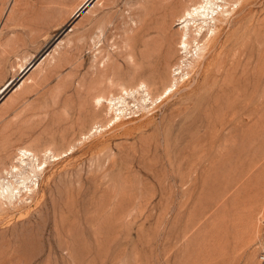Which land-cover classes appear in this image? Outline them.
<instances>
[{"label":"rangeland","instance_id":"rangeland-1","mask_svg":"<svg viewBox=\"0 0 264 264\" xmlns=\"http://www.w3.org/2000/svg\"><path fill=\"white\" fill-rule=\"evenodd\" d=\"M51 1L0 0V158L45 160L0 206V264H264V0H231L191 54L178 13L201 0H61L63 21Z\"/></svg>","mask_w":264,"mask_h":264},{"label":"bare ground","instance_id":"bare-ground-1","mask_svg":"<svg viewBox=\"0 0 264 264\" xmlns=\"http://www.w3.org/2000/svg\"><path fill=\"white\" fill-rule=\"evenodd\" d=\"M58 1V0H57ZM55 0L51 1L52 3H55L57 4V6L54 8L56 10H54L53 8H50L51 6L55 5H51V6H48L46 5V8H50L53 9V11H56V12H52L51 10V18H50V21L53 19H56V18H60L61 20L60 21H63L65 19V14L67 13H70L71 10H72V14H73V7H69L70 9H66L62 4L63 2H57ZM77 1V0H76ZM82 1V0H81ZM81 1H79V4L81 3ZM83 1H86V0H83ZM82 1V3H83ZM89 0H87L84 5L78 10H83L84 9V6L87 4ZM169 2V1H168ZM196 3V2H195ZM194 3V4H195ZM198 3V2H197ZM200 4L197 5L195 4L196 6L194 7H188V8H182V12L178 15H179V20L182 24L181 26V30H180V38H179V44L182 45V47L185 49V52H188V54H191L189 53V51H191L189 48L191 47V39H194V40H197V46L199 49H204L205 48V44L203 43L202 45L199 44V41L198 40V36H200L201 39H203V37L206 35V33L208 31H211V34L210 37L211 38H214L216 36V29H218L220 27V24H218L216 21L218 22H222L225 17H224V12L225 11H228L229 10V7H227L226 5L229 6V4L231 3V0H224V2H222V0H201L199 2ZM47 4V3H46ZM49 4V3H48ZM168 4V3H167ZM173 4V3H172ZM253 5V4H252ZM171 6V5H169ZM226 6V8L224 7ZM79 7V6H78ZM162 7V6H161ZM83 8V9H82ZM165 8V7H164ZM78 9V8H77ZM76 9V11H77ZM231 9V8H230ZM47 11V10H46ZM49 11V9H48ZM79 13V12H78ZM226 14V13H225ZM48 15V14H46ZM76 15V13H75ZM174 16V15H173ZM70 18V17H69ZM232 19V18H231ZM230 19V20H231ZM48 20V18H47ZM66 20V19H65ZM69 20V19H68ZM71 20V19H70ZM174 20V18H173ZM59 21V22H60ZM211 21H214L213 24H211ZM241 21V20H240ZM49 23H52V22H49ZM44 24V23H43ZM65 24V23H64ZM47 25V23H46ZM31 26V25H30ZM60 26V25H59ZM195 27V28H193ZM41 28V27H40ZM195 30V34H193L192 36V31ZM57 31L58 30V26H55L53 28V31ZM163 31V30H162ZM161 31V32H162ZM209 33V32H208ZM208 35V34H207ZM47 37V36H46ZM163 37V36H162ZM41 38V37H40ZM155 40V39H154ZM162 40V38H161ZM160 40V41H161ZM218 40V39H217ZM217 42V41H216ZM156 44V43H155ZM158 44V43H157ZM156 44V45H157ZM169 44L170 43V40L168 41V38L167 36L165 35V37L163 38V40L156 46L153 47V49L151 50L150 53H148L146 56H145V63H146V67L145 68H142V71L140 72L141 74L149 71L150 75H151V78H152V81L151 83L149 84V86L151 84H155L157 83V80L159 78H161V75H160V69L161 67H165L166 69H168L169 71H171V66L173 65L172 64V61H171V56L168 54L169 52H167L168 48L171 47ZM180 45V47H181ZM196 47V46H195ZM215 47V46H214ZM152 48V47H151ZM182 48V49H183ZM211 49V48H210ZM150 51V50H149ZM170 51V50H169ZM184 51V50H183ZM148 52V51H147ZM193 52V51H192ZM209 53V52H207ZM171 54V53H170ZM187 54V53H185ZM235 54H236V51H235ZM238 56V55H237ZM188 57V56H187ZM220 59V58H219ZM236 62V61H235ZM234 62V64H235ZM239 62V61H238ZM203 63V62H202ZM188 64V63H187ZM192 64V62L190 63V65ZM201 65V64H200ZM185 66V65H184ZM187 66V65H186ZM239 66V65H238ZM181 68V67H180ZM178 70L180 71V69L178 68ZM237 70V69H236ZM175 71V70H174ZM240 71V70H239ZM171 73V72H170ZM180 73H183V72H180ZM169 74V73H168ZM176 74V73H175ZM179 74V73H177ZM186 74H188V71H186ZM226 74V73H225ZM179 78L180 77H183V75H178ZM176 79V78H175ZM236 79V78H235ZM161 80V79H160ZM184 80V78H183ZM162 81V80H161ZM176 81V80H175ZM237 81V80H236ZM229 82V81H227ZM146 83V81L141 77L137 83V89L136 91H140L138 88L142 86V84ZM234 83V82H233ZM232 85V84H231ZM10 86V85H9ZM144 86V85H143ZM147 86V85H146ZM145 86V87H146ZM233 86V85H232ZM223 87V85H222ZM226 87V86H225ZM8 88V86H7ZM171 85L168 84V83H164V86H163V91L160 93L161 96L162 94H165V96L169 95L171 93ZM129 89V88H128ZM127 88H123V90H125V94H130V92L128 91ZM226 89V88H224ZM238 89V87H237ZM147 91V95H150L151 96V90H149L148 87H146L145 89ZM144 90V91H145ZM222 91H225V90H222ZM233 91V90H232ZM237 91V90H235ZM134 92V90L131 89V93ZM234 92V91H233ZM124 93V92H123ZM143 93V92H142ZM220 93V92H219ZM235 93V92H234ZM237 93V92H236ZM145 94V93H144ZM214 94V93H213ZM133 95V94H132ZM156 95V94H155ZM216 95V94H215ZM142 96V95H140ZM160 96V95H159ZM158 96V97H159ZM264 96V95H263ZM154 97V96H153ZM214 97V96H213ZM217 97H218V94H217ZM215 97V99L217 98ZM227 97V96H226ZM230 97V96H229ZM103 98H105L103 95H99L96 97V101L98 102V104H102L104 101H103ZM126 97H124V95H120L118 97H112L110 99H107L108 100V103L110 106L109 108L110 109H115L117 112L121 111L120 114L124 113L122 111L130 108V104L128 103V101H126L125 99ZM149 98V97H148ZM263 98V97H262ZM152 99V98H151ZM157 99V98H156ZM220 99V98H219ZM139 100H144V102L146 103L145 101V97L142 96L141 99ZM154 100V98H153ZM152 100V101H153ZM218 100V99H217ZM222 100V98H221ZM225 100V99H224ZM227 100V99H226ZM223 101V100H222ZM148 102V101H147ZM154 102V101H153ZM220 102V101H219ZM142 103V102H141ZM221 103V102H220ZM227 103V102H226ZM223 104V103H222ZM132 105V104H131ZM147 106V105H146ZM150 106V105H149ZM217 106V105H215ZM219 106V105H218ZM217 106V107H218ZM221 106V105H220ZM219 106V107H220ZM228 106V105H227ZM226 106V107H227ZM134 107V106H133ZM138 107V106H136ZM218 107V108H219ZM224 107V106H223ZM147 108V107H146ZM213 108V107H212ZM144 109V108H143ZM215 109V108H213ZM114 110V111H115ZM112 111V110H111ZM113 111V112H114ZM219 111V110H218ZM115 112V113H117ZM220 112V111H219ZM218 112V113H219ZM223 112V110H222ZM114 113V114H115ZM206 113V112H205ZM216 113V112H215ZM119 114V113H118ZM117 114V115H118ZM116 116V115H115ZM118 117V116H116ZM114 119V118H112ZM116 119V118H115ZM112 121V120H111ZM2 146V145H1ZM3 147V146H2ZM22 147V146H21ZM20 147V148H21ZM51 148V147H50ZM49 148V149H50ZM48 149V148H47ZM46 148L44 149L47 150ZM5 150V149H4ZM17 150V149H16ZM18 150H19V147H18ZM35 149H33V147L31 146H24L23 148H21L19 150V152L17 151V155L15 156L17 159H18V162L17 164H14V162H11V164L9 165L10 168H8L7 166V163L5 162V160L3 158H0V170L2 172H6L9 176L11 174V176H14L15 179H12V178H8L7 177L5 178H2L0 179V206L2 208V204L5 206L4 203H6L7 201L10 203V204H16L15 203V200H19V198H22L23 196V192L22 191H25V193H31L33 191H37L35 189V184H37L36 188L39 186V179L37 177V171L38 170H41L42 167L40 166L41 163L45 162V160L43 161H39V158L36 157V153L34 152ZM3 151V149H2ZM47 151H50V150H47ZM46 151V152H47ZM45 152V153H46ZM40 154V153H38ZM18 155H20L19 157H17ZM2 156H4L2 154ZM40 156V155H38ZM46 156V155H45ZM1 157V156H0ZM14 157V159H15ZM35 157V159H34ZM9 158V157H7ZM42 158V157H41ZM6 159V158H5ZM13 158L11 160H14ZM43 159V158H42ZM38 160V162L36 163V161ZM42 165V164H41ZM49 168V167H48ZM45 169L46 167L43 169V172H45ZM4 175V174H3ZM51 175V174H50ZM6 176V175H5ZM36 176V177H35ZM35 177V178H34ZM7 179V180H6ZM39 192V191H38ZM37 194V193H36ZM22 200L25 201V199L23 198ZM20 202V201H19ZM8 203V204H9ZM18 203V202H17ZM11 205V206H12ZM10 206V205H9ZM28 206V205H27ZM8 207V206H7ZM4 208V207H3ZM2 208V209H3ZM13 208V207H12ZM15 208V206H14ZM26 208V206H25ZM6 209V208H4ZM24 209V208H23ZM21 211V210H20ZM26 213V212H25ZM22 215V213H21ZM20 215V216H21Z\"/></svg>","mask_w":264,"mask_h":264}]
</instances>
